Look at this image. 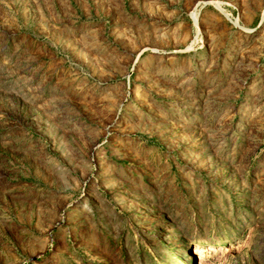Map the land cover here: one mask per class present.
Here are the masks:
<instances>
[{
	"label": "rangeland",
	"instance_id": "obj_1",
	"mask_svg": "<svg viewBox=\"0 0 264 264\" xmlns=\"http://www.w3.org/2000/svg\"><path fill=\"white\" fill-rule=\"evenodd\" d=\"M0 264H264V0H0Z\"/></svg>",
	"mask_w": 264,
	"mask_h": 264
},
{
	"label": "bare ground",
	"instance_id": "obj_2",
	"mask_svg": "<svg viewBox=\"0 0 264 264\" xmlns=\"http://www.w3.org/2000/svg\"><path fill=\"white\" fill-rule=\"evenodd\" d=\"M201 255V254H200Z\"/></svg>",
	"mask_w": 264,
	"mask_h": 264
}]
</instances>
